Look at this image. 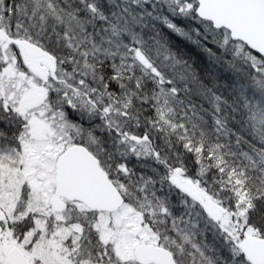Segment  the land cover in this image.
<instances>
[{"label": "snow or ice", "instance_id": "obj_1", "mask_svg": "<svg viewBox=\"0 0 264 264\" xmlns=\"http://www.w3.org/2000/svg\"><path fill=\"white\" fill-rule=\"evenodd\" d=\"M0 264H264V0H0Z\"/></svg>", "mask_w": 264, "mask_h": 264}]
</instances>
